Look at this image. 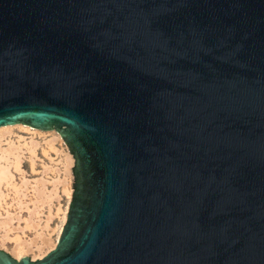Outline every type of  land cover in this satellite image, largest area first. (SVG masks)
<instances>
[{"label":"water","instance_id":"1","mask_svg":"<svg viewBox=\"0 0 264 264\" xmlns=\"http://www.w3.org/2000/svg\"><path fill=\"white\" fill-rule=\"evenodd\" d=\"M73 158L43 258L264 264V0H0V127Z\"/></svg>","mask_w":264,"mask_h":264},{"label":"rangeland","instance_id":"2","mask_svg":"<svg viewBox=\"0 0 264 264\" xmlns=\"http://www.w3.org/2000/svg\"><path fill=\"white\" fill-rule=\"evenodd\" d=\"M67 153L55 134L20 127L0 134V164L12 174L0 187V249L16 259H41L58 242L72 191ZM45 238L51 244L39 251ZM24 243L33 249L18 256L14 248Z\"/></svg>","mask_w":264,"mask_h":264},{"label":"bare ground","instance_id":"3","mask_svg":"<svg viewBox=\"0 0 264 264\" xmlns=\"http://www.w3.org/2000/svg\"><path fill=\"white\" fill-rule=\"evenodd\" d=\"M15 127H20V128H23V129H25V130H27V131H30V132H35V133H51V134H55L56 136H57V139L58 140H60L62 143H64L63 142V140L61 139V137L59 136V134H57V133H54L55 131H41V130H38V129H35V128H31V127H29V126H26V125H22V124H15V125H8V126H2V127H0V134H3V133H6V132H9L10 130H12V128H15ZM9 153H11L10 151L8 152V153H6V154H9ZM1 158H4V157H1L0 156V159ZM67 162H68V167H67V172H69V175H72L71 174V168H72V165H73V158H72V156L70 155V153L68 152L67 153ZM19 160L17 159V165H18V162ZM11 178H12V174L10 173V170H9V168L8 167H4V165H1L0 164V187H1V185L4 183V182H9V180H11ZM71 195H72V191H71V193H70V198H71ZM70 202V201H69ZM67 212H68V207H67V209H66V212H65V215H64V218H63V226H64V224H65V222H66V217H67ZM1 224H3V223H0V225ZM7 224V223H6ZM5 225V224H4ZM63 226L61 227V229H60V233H59V236H60V234H61V232H62V228H63ZM4 237V236H3ZM5 238H6V236H5ZM8 239V238H7ZM5 242V241H4ZM3 242V243H4ZM20 243V242H19ZM49 244H51V239H49V238H45L44 240H43V243H42V245H41V247L39 246H37L38 248V250L39 251H42V249L45 247V246H47V245H49ZM56 244L57 243H55V245H54V247L56 246ZM30 246V245H29ZM28 245H26L25 246V243L24 244H17L16 246H15V248H14V253L15 254H18V256L19 255H23V253L25 254L26 252H28V250H32L33 248L32 247H29ZM53 247V246H52ZM54 249V248H53ZM52 249V250H53ZM2 250V249H1ZM5 251V250H4ZM7 252V251H6ZM7 253H9V252H7ZM10 254V253H9ZM11 255V254H10ZM12 256V255H11ZM13 257V256H12ZM14 258V257H13ZM31 258V257H30ZM16 259V258H15ZM32 259V258H31ZM18 260V259H17ZM33 260V259H32Z\"/></svg>","mask_w":264,"mask_h":264}]
</instances>
